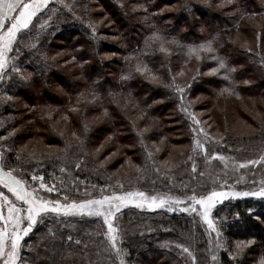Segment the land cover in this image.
I'll list each match as a JSON object with an SVG mask.
<instances>
[{
  "label": "rangeland",
  "instance_id": "obj_1",
  "mask_svg": "<svg viewBox=\"0 0 264 264\" xmlns=\"http://www.w3.org/2000/svg\"><path fill=\"white\" fill-rule=\"evenodd\" d=\"M179 1H174L168 7L161 3L159 7L160 12L170 14L166 17V22L171 24L173 28L176 17V21H178L179 15H182L179 10L183 9L182 3L192 6L197 1L205 0H181V6ZM132 2L134 1L47 0L46 4H41L40 10L32 18L28 28L21 29L17 33L10 50L5 53V64L3 69H0L1 165L7 172L19 178L26 188V192L34 193V197L30 198L48 202L49 208L55 207L57 204H79L88 200H100L105 196H123L126 193H143L144 197L147 198L145 201L139 196L129 197L127 206H122L120 211L115 213L113 224L117 229L116 245L120 250L119 255H117L116 249L111 247L108 240L107 226L103 222V217L88 215L86 211L83 214L70 215H65L63 211L59 213L47 211L36 217V223L32 225L31 231L21 239L16 264H38L41 258L38 251L44 247L45 239L51 235L53 241H57L65 236L68 241L71 237L70 232L73 233L70 240L75 244H80L81 241L88 239L94 243L98 241L104 246L103 248L100 245L101 247L96 253L101 264H122V262L123 264H132V262L125 261V257L128 258V255L126 250L121 248L124 245L126 235L129 233L130 218L135 216L143 219L144 222H150L151 225L157 224L161 232L167 233L173 230L170 228L164 230L161 224L167 222L170 215H179L178 211H187L184 219L189 221L188 224L193 231L202 233L204 241H207L206 250L203 251L205 256L212 259L217 253H226L231 257L228 237L223 234L222 229V226L226 224L228 212L226 209H219L217 216L215 213L217 208L224 203L253 200L257 203L259 211H264V196L254 195V193H259L264 189V95H261L260 92L258 94L256 90L254 95L242 93L237 97L228 99L216 95L215 91L208 88L210 96L200 98L195 95L192 96L191 80H189L192 67L187 64L181 66L175 74L169 73V81L165 85V90L174 98L176 113L182 117L185 124L186 142L183 144H178L175 139L174 135H177V130L172 118L161 117L158 113L154 117L147 118L143 124L145 127H142L139 121L132 117L136 126L133 128L135 136L130 139V143L136 146L137 163L131 164L127 157L121 154L120 151L125 149V145L114 144L112 146L108 144L109 139L104 138L100 145L88 146V152L90 156L98 157L101 164L109 165L111 171L106 172L107 177L104 179L100 175L98 179L96 178L97 180L87 181L82 175L87 164H78L79 162H77L74 173L71 172L66 163L71 154L69 146H66L64 142L61 148L51 145L43 146L37 135L38 133L41 134L42 130L33 131V138L24 143L16 144V147L11 143L13 132L8 131L4 121V107L6 104L15 103L18 106V111L25 110L26 105L18 93L21 90L25 92L32 90V83L34 82L33 77H31L32 70L37 66L35 60L45 59L44 51L47 43L50 42L52 48H48V51L57 61L58 68L55 69L57 71L65 70L69 63L65 62L64 58L70 56V43H57L63 38V32L69 27L78 32L85 33L86 31L90 37L89 40L93 44L98 42V46L99 42L109 44L117 41V37L112 35L115 26L112 23V18L107 14L106 5L122 10H127L130 7L137 8L136 4ZM219 4L224 7V0H219ZM215 6H218V3ZM196 7L199 9L198 5ZM193 11L194 8L190 14V20L196 21L198 19L199 23L195 25H201V21L204 19L199 21L200 19L197 18L198 11ZM91 14L95 17H91ZM261 14V16L249 20L244 25L245 33L240 31L230 37V41L237 47H248L250 50L255 48L253 55L256 56V63L251 61L253 64V68H251L255 72L246 74V78L249 75L257 78L256 70L259 69L260 76L264 79V41L260 39L256 42L254 39V30H260L264 27V13ZM105 22L108 25L101 30L99 25ZM182 26L181 30L186 31L184 25ZM97 27L98 31L96 30ZM65 37L70 38L68 35ZM73 38L75 39V37ZM189 44H191L190 50L195 49L192 48V45L197 43L191 42ZM260 51L263 55L260 54ZM33 53L35 57L32 56ZM111 56L112 54H102V57L105 58ZM27 57L31 59L25 61ZM187 75L189 79L186 77ZM110 78H112L111 75ZM51 86L54 93L59 96L64 95V89L57 83H53ZM193 101L200 105L201 111L198 109V113L192 109ZM157 102L161 101L158 100ZM123 106H118L119 111L125 112ZM46 109L47 107L35 106V116L40 115V117L44 116V119H48ZM13 110L16 111V109ZM209 110H211L213 117L206 115ZM223 113L226 115L224 123L220 120ZM166 114L169 115L170 113ZM198 114L203 119H200ZM77 116V113L74 112L73 117L77 118ZM30 117L29 114H25L22 120ZM156 118L160 122L162 121L166 131L159 141L153 142L146 138V130L155 126ZM59 121V116L53 119L50 123L51 128L59 126ZM88 121L94 125L101 124L102 112L100 110L92 112ZM18 127V129L25 130L22 123ZM81 134L80 125L76 133L65 134L64 137L69 141H75L80 138ZM197 141L202 147L197 146ZM167 146L169 151L166 152L165 147ZM60 151L64 152L63 163L57 170H48L50 168L44 166V161L39 159V152L45 156H52ZM26 155L28 158L23 161L22 156ZM160 155L165 156L163 161L160 160ZM116 158L122 159L121 163L115 168L111 167ZM163 164H165L164 167L173 169L169 173H164L162 171L164 169ZM121 165L125 166L119 168ZM77 169L79 172H75ZM161 178L167 180V185L158 180ZM42 184L43 187H41ZM213 192L226 194L223 197H216L210 209L208 218L215 225L214 231L209 229L208 224L202 219L203 208L199 204L193 205L192 201L193 196L199 200L207 198ZM245 193L248 195H244ZM153 198L157 204L161 201L165 203L162 207L150 208L148 204L152 202ZM115 203L121 202L116 201ZM138 203L142 206L137 207ZM10 207L19 209L20 211L16 215L25 217L20 221V230L27 228L29 222L26 217L29 205L22 200H17L7 187L0 184V214L4 217L3 220H0V229H6L9 235L12 233V225L6 221L9 217ZM193 207L196 210L190 211ZM49 213L54 215L45 216ZM37 222L38 226L36 227ZM149 227L146 233L156 234L155 231H150ZM262 227L264 228V225ZM20 234L23 235L22 231ZM5 241V253H7L11 247V240L6 236ZM232 243L238 245L244 242L237 240ZM155 244L158 249H164L166 253L176 254L179 252L180 254L173 256L180 264H187L185 260H190L191 264H196V260L199 258L193 253L195 247H191L188 243L185 244L183 238L178 237L177 242H172L168 236L158 237ZM148 255L146 256L151 258ZM5 259H7L6 254L4 257H0V264H4ZM262 260L264 259L258 258L250 264H261Z\"/></svg>",
  "mask_w": 264,
  "mask_h": 264
},
{
  "label": "trees",
  "instance_id": "obj_2",
  "mask_svg": "<svg viewBox=\"0 0 264 264\" xmlns=\"http://www.w3.org/2000/svg\"><path fill=\"white\" fill-rule=\"evenodd\" d=\"M133 1L137 8L122 10L106 5L107 14L110 15L115 26L112 35L117 37V41L109 44L99 42L98 46V42L93 44L89 40L86 31L78 32L69 27L63 32L64 39L57 43H70V56L64 58V61L69 63L65 70L55 69L58 68L57 61L48 51L52 48L50 42L47 43L44 51L45 59H36L37 66L32 70L33 91L21 90L18 93L26 105L25 110L18 111L15 103L6 104L4 107V121L8 131L13 132L11 143L15 147L16 144L33 138V131L42 130L41 134L37 135L43 146L61 148L63 142L69 146L71 154L66 163L71 172L74 173L77 162L86 163L82 175L87 181L97 180L100 175L104 179L107 177L106 172L111 171L110 166L101 164L98 157L90 156L88 146L100 145L104 138H108L109 145H125V149L120 151L121 154L127 157L131 164L137 163L136 146L130 143V139L135 136L133 128L136 123L133 118H136L142 127H145L143 124L147 118L154 117L158 113L161 117L172 118L177 130V135H174L177 143L186 142L184 121L175 111L174 98L165 90L169 75L175 74L181 66L187 64L192 67L190 79L188 75L186 76L191 80L192 96L199 98L210 96L208 88L215 91L216 95L228 99L242 93L254 95L256 90L258 94L260 92L264 95V79L260 76L259 69L256 70L257 78L250 75L246 78V74L255 72L251 63L256 60V56L253 55L255 48L250 50L248 47H237L230 41L232 34L240 31L245 33L244 25L264 13V0H231V2L224 0V7L219 4V0L197 1L192 6L182 3L183 9L178 8L182 15H179L178 21L176 17L174 28L166 22V17L170 14L160 12L159 7L161 3L168 7L178 0ZM216 3L218 6H215ZM179 4L181 6V0ZM193 8L194 11H198L199 21L204 19L201 25H195L199 23L198 19L190 20ZM92 16L94 15L91 14ZM107 25L105 22L99 26L102 30ZM182 25L186 31L181 30ZM96 30L98 31V27ZM65 35H68L70 40ZM254 39L256 42L260 39L264 41V27L254 30ZM191 42L197 43L192 45L195 49H199L201 45L207 46L211 42L213 51H197L190 54ZM104 53L112 56L102 57ZM260 54L263 55L261 51ZM32 56L35 57L34 53ZM30 59L27 57L25 61ZM220 59L225 62L226 68L219 67ZM214 69L216 71H213ZM232 69L235 71H231ZM225 76L229 78L225 79ZM51 82L57 83L64 89L63 96L52 91ZM158 100L161 102H157ZM37 105L47 107L48 119L40 115L35 116L34 108ZM120 105H124L125 112L119 111ZM199 107L197 102L192 105L196 113L201 111ZM13 109L16 111L14 112ZM97 110L102 112V123L94 125L88 121V117ZM74 112L77 113V118L73 117ZM25 114L31 117L22 120ZM206 115L213 117L211 110L206 112ZM58 116L59 126L51 128V121ZM198 116L202 118L199 114ZM225 119L226 115L223 113L220 120L224 123ZM21 123L25 130L18 129ZM162 124V121L157 119L155 126L146 130V138L153 142L159 141L166 131ZM80 125L82 129L80 138L69 141L64 137L65 134L76 133ZM165 151H169L168 146L165 147ZM63 153L60 151L52 156H45L39 152V159L44 161V166L50 168L46 169L54 171L63 163L65 159ZM26 158L27 155L22 156L23 161ZM160 158L163 161L165 156L160 155ZM121 161L122 159L116 158L111 167L119 166ZM123 166L125 165L119 168ZM172 169L164 167L162 171L169 173ZM75 172H79L78 169ZM158 180L167 185L166 179ZM219 209H226L228 212L226 224L222 229L223 234L228 237L231 257L226 253H217L215 260L205 256L203 251L206 250L207 241H204L202 233L193 231L188 224L189 221L184 219L187 211H178L179 215L172 214L167 222L161 224L164 230L169 228L173 230L167 233L161 232L157 224L151 225L150 222H144L143 219L135 216L130 218L129 233L124 239V245L121 246L128 255L125 261L132 264H180L173 256L180 254L179 252L166 253L164 249H158L155 244L158 237L167 236L172 242H177L178 237L183 238L185 244L195 247L193 253L199 257L196 264H250L258 258L264 259V228L262 227L264 211H259L257 203L253 200L224 203L217 208L215 212L217 216ZM53 215L49 213L45 216ZM148 226H150L149 230L155 231L156 234L146 233ZM69 235L73 237L72 232ZM237 240L244 243L238 245L232 243ZM45 241L44 247L38 251L41 257L38 264H101L96 253L101 246L103 248L104 246L98 241L94 243L87 239L75 244L70 239L67 241L65 236L53 241L51 235ZM147 254L151 258H148ZM185 261L191 264L190 260Z\"/></svg>",
  "mask_w": 264,
  "mask_h": 264
},
{
  "label": "snow or ice",
  "instance_id": "obj_3",
  "mask_svg": "<svg viewBox=\"0 0 264 264\" xmlns=\"http://www.w3.org/2000/svg\"><path fill=\"white\" fill-rule=\"evenodd\" d=\"M229 2H231V0H229ZM42 3L46 4L47 0H27V2L26 0H0V69H3L4 67L5 53L6 51L10 50V46L15 40L17 33L20 32L21 29L28 28L32 18L40 10ZM163 50L164 49H161V51ZM197 51L212 52L213 49L211 47V42H209L207 46L201 45L199 49H190V54ZM219 67L221 69L226 68L225 62L222 59L219 60ZM213 71L216 70L214 69ZM231 71H235V69H232ZM228 78V76H225V79ZM180 91L183 90L180 89ZM197 123L199 122L197 121ZM197 146L202 147V145L199 144V141H197ZM241 167H244V165H241ZM0 184H4V186L16 196L17 200H22L24 203L29 205L27 209L28 214L26 217L29 222L27 228L20 230V221L25 219V217L16 215V213H18L20 210L10 207L9 217L6 223H10L12 225V233L9 235L6 229H0V257H4L5 254L7 255V259L4 260V264H16V260L19 256L21 239H23V236L28 235V233L31 231L32 225L36 223V217L40 213L47 211L57 213L63 211L65 215L76 213L83 214L86 211L88 215L103 217V222L107 226L106 235L108 240L111 244V247L116 249L117 255H119L120 250L116 245V240L118 238L116 235L117 229L113 224L115 213L119 212L122 206H127L129 197L139 196L145 201L147 200L143 193H126L123 196H105L100 200H88L79 204H57L55 207L49 208L48 202L30 198L34 197V193L26 192L22 186V182L17 180L10 172L4 173L2 170H0ZM41 187H43V184ZM225 195V193L213 192L207 198H202L199 200L196 199L195 196L192 197L193 205L199 204L201 208H203L202 219L208 224L209 229L213 231L215 230V225L208 218L210 209L213 206V201L216 197H223ZM244 195H248V193H245ZM254 195L264 196V189H262L259 193H254ZM116 201H120L121 203H115ZM164 203V201H161L159 204H157L155 202V198H153L152 202L149 203L148 206L150 208L162 207ZM136 206L141 207L142 204L138 203ZM192 210L195 211V207H193ZM3 219V215L0 214V220ZM21 231L23 235L20 234ZM6 236H8L11 240V247L7 253H5ZM69 239H71V237H69ZM77 243H79V241H77ZM184 251H187V249H184ZM215 259L216 257L213 256V260ZM261 264H264V260H262Z\"/></svg>",
  "mask_w": 264,
  "mask_h": 264
},
{
  "label": "water",
  "instance_id": "obj_4",
  "mask_svg": "<svg viewBox=\"0 0 264 264\" xmlns=\"http://www.w3.org/2000/svg\"><path fill=\"white\" fill-rule=\"evenodd\" d=\"M0 170H2L4 173H9V172H7L3 167H2V165H1V158H0ZM15 177V176H14ZM16 178V177H15ZM17 180H19L18 178H16ZM4 185V184H3ZM22 186H23V188H24V190L26 191V188L24 187V185H23V183H22Z\"/></svg>",
  "mask_w": 264,
  "mask_h": 264
}]
</instances>
